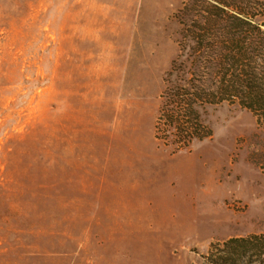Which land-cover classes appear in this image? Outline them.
<instances>
[{
    "label": "rangeland",
    "instance_id": "1",
    "mask_svg": "<svg viewBox=\"0 0 264 264\" xmlns=\"http://www.w3.org/2000/svg\"><path fill=\"white\" fill-rule=\"evenodd\" d=\"M186 0H0V264H210L264 233V124L158 133Z\"/></svg>",
    "mask_w": 264,
    "mask_h": 264
},
{
    "label": "trees",
    "instance_id": "2",
    "mask_svg": "<svg viewBox=\"0 0 264 264\" xmlns=\"http://www.w3.org/2000/svg\"><path fill=\"white\" fill-rule=\"evenodd\" d=\"M180 53L163 91L161 139L177 149L212 136L201 119L208 104L228 102L264 124V0H186ZM210 264H264V233L214 245Z\"/></svg>",
    "mask_w": 264,
    "mask_h": 264
}]
</instances>
